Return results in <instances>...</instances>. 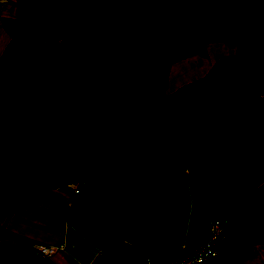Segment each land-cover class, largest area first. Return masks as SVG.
I'll list each match as a JSON object with an SVG mask.
<instances>
[{
	"label": "crops",
	"instance_id": "crops-1",
	"mask_svg": "<svg viewBox=\"0 0 264 264\" xmlns=\"http://www.w3.org/2000/svg\"><path fill=\"white\" fill-rule=\"evenodd\" d=\"M54 3L0 0V64L10 42L19 49L45 30L65 31L48 16L58 11ZM38 132L43 137L46 131ZM54 136L55 143L62 139ZM40 142L51 143L38 140L33 150ZM179 147L117 180L63 183L60 159H51L13 190L3 169L11 148L0 145V264H173L207 239L215 214L224 234L218 254L204 264H264V179L237 187L221 168L222 176L206 178L201 145L188 153ZM38 243L56 250L41 255Z\"/></svg>",
	"mask_w": 264,
	"mask_h": 264
},
{
	"label": "rangeland",
	"instance_id": "rangeland-1",
	"mask_svg": "<svg viewBox=\"0 0 264 264\" xmlns=\"http://www.w3.org/2000/svg\"><path fill=\"white\" fill-rule=\"evenodd\" d=\"M54 2L58 11L48 16L57 19V29L65 31L57 34L45 30L41 39L23 41L19 49L13 48L3 55L0 64L2 146L11 148L14 142L9 131L6 91L11 69L20 62L23 73L21 118L24 120L34 112H86L118 106L122 96L131 92L127 81L129 72L137 66L141 74L147 70L158 82L153 62L178 54L169 66L166 86L158 87L157 92L138 107L146 111L174 97L183 83L203 76L221 56L235 53L241 42L259 40L264 45V0ZM184 51L189 52L182 54ZM38 56L44 57L54 68L61 64L72 67L69 74L55 84L53 91L39 88L31 75L32 61ZM223 104L228 113L226 126L216 128L210 118ZM194 119H200L204 128L189 137L185 128ZM38 133L30 136L32 150L38 140L52 144L58 137L48 132L42 137ZM166 134L175 136L177 146H182L185 153L201 145L206 178H219L221 168L227 170L229 179H236L237 187L238 182L243 183L245 179L250 182L264 179L263 91H220L197 111L187 114L170 128L140 139L133 147L139 148L152 137ZM61 156L58 154L52 161H58Z\"/></svg>",
	"mask_w": 264,
	"mask_h": 264
},
{
	"label": "trees",
	"instance_id": "trees-1",
	"mask_svg": "<svg viewBox=\"0 0 264 264\" xmlns=\"http://www.w3.org/2000/svg\"><path fill=\"white\" fill-rule=\"evenodd\" d=\"M12 46L13 42H10L6 54ZM177 56L172 54L158 63L153 62L158 82L151 78L147 70L141 74L136 66L127 78L131 92L122 96V103L118 106L86 112H34L25 120L21 119L22 64L15 66L6 91L9 131L14 137V145L3 164L11 180V189L21 187L40 166L58 154H62L57 165L62 170L63 183L97 176L117 180L144 162L155 161L167 153H179L181 148L175 143V136L153 137L139 148H134L133 144L170 128L187 114L197 111L218 92H264V45L259 40L245 41L240 43L235 53L218 58L203 76L180 85L171 99L149 110H138L157 92L158 87L166 86L169 66ZM71 68L68 64L54 68L44 57L38 56L32 61L31 75L39 88L53 91L55 84L61 82ZM227 116L223 104L210 121L216 128L224 127ZM203 128L201 120L194 119L186 125L185 130L191 137ZM36 131L61 135L62 139L53 144L37 143L31 151L29 138Z\"/></svg>",
	"mask_w": 264,
	"mask_h": 264
},
{
	"label": "built area",
	"instance_id": "built-area-1",
	"mask_svg": "<svg viewBox=\"0 0 264 264\" xmlns=\"http://www.w3.org/2000/svg\"><path fill=\"white\" fill-rule=\"evenodd\" d=\"M209 234L202 243L193 244L189 250L173 264H204L218 254V242L224 234V224L218 215H213L209 222ZM37 253L50 256L56 250L55 245L38 243Z\"/></svg>",
	"mask_w": 264,
	"mask_h": 264
}]
</instances>
